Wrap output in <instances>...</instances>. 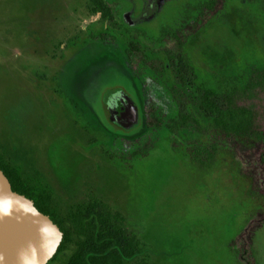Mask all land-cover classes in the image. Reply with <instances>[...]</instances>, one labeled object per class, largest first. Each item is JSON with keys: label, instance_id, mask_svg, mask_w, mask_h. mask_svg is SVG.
Instances as JSON below:
<instances>
[{"label": "rangeland", "instance_id": "obj_1", "mask_svg": "<svg viewBox=\"0 0 264 264\" xmlns=\"http://www.w3.org/2000/svg\"><path fill=\"white\" fill-rule=\"evenodd\" d=\"M100 1L107 20L96 0H0V160L60 211L118 213L151 264H264L261 145L230 148L201 105L264 69V0ZM145 93L174 122L137 145ZM212 142L204 165L185 153Z\"/></svg>", "mask_w": 264, "mask_h": 264}, {"label": "trees", "instance_id": "obj_2", "mask_svg": "<svg viewBox=\"0 0 264 264\" xmlns=\"http://www.w3.org/2000/svg\"><path fill=\"white\" fill-rule=\"evenodd\" d=\"M219 2L223 3L225 0L209 1L206 7L213 12L214 6ZM96 4L98 10L95 11L101 14V19L107 20L110 17L108 6L100 0H96ZM130 48L131 50L127 51L126 62L129 67L133 65L132 52L139 51V48L132 43ZM58 93L62 95L61 92ZM144 96H146L145 102L149 100L151 106L144 112L147 131L143 140L137 145L142 142L147 144L156 132L174 122L172 118L162 122V118L170 111L160 108L158 104L153 105L149 94L145 93ZM263 96L264 69L258 77L249 78L242 90L234 89L220 97L210 94L201 103L205 114L211 120L210 128L230 143V148L235 147V141H259L261 164H264V127L260 125V101ZM179 118L183 119V115ZM127 144L131 145L129 142ZM191 146L190 150L185 149V153L191 161L202 165L212 160L219 150V145L215 142L206 145L192 143ZM0 170L7 177L12 191L30 199L36 209L47 215L63 233L62 242L48 264L53 262L59 254L70 249H73V253L66 264H151L148 245L125 228L118 213L95 212L94 209L90 210L86 206L81 209L69 208L60 211V208L53 204L50 195L41 190L39 185L34 184L31 176L27 178L25 172L18 173L1 160ZM246 253L247 250L243 249L239 257L245 258ZM247 262L250 263L249 260Z\"/></svg>", "mask_w": 264, "mask_h": 264}, {"label": "water", "instance_id": "obj_3", "mask_svg": "<svg viewBox=\"0 0 264 264\" xmlns=\"http://www.w3.org/2000/svg\"><path fill=\"white\" fill-rule=\"evenodd\" d=\"M63 233L0 170V264H48Z\"/></svg>", "mask_w": 264, "mask_h": 264}, {"label": "flooded vegetation", "instance_id": "obj_4", "mask_svg": "<svg viewBox=\"0 0 264 264\" xmlns=\"http://www.w3.org/2000/svg\"><path fill=\"white\" fill-rule=\"evenodd\" d=\"M118 103H119L118 112L120 114H119V117H117V121L119 123L123 124V125L128 124L130 119L132 118L133 111L127 105H125L123 103V101L122 102H118ZM114 104H115V102L113 103V107L115 106ZM111 107H112V105H111ZM114 115L115 114L112 112V117H114Z\"/></svg>", "mask_w": 264, "mask_h": 264}, {"label": "bare ground", "instance_id": "obj_5", "mask_svg": "<svg viewBox=\"0 0 264 264\" xmlns=\"http://www.w3.org/2000/svg\"><path fill=\"white\" fill-rule=\"evenodd\" d=\"M114 102V101H113Z\"/></svg>", "mask_w": 264, "mask_h": 264}]
</instances>
